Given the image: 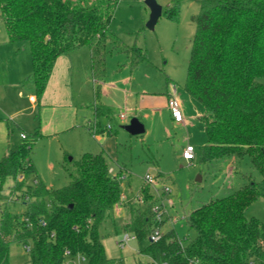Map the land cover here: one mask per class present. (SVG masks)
Listing matches in <instances>:
<instances>
[{"label":"trees","instance_id":"16d2710c","mask_svg":"<svg viewBox=\"0 0 264 264\" xmlns=\"http://www.w3.org/2000/svg\"><path fill=\"white\" fill-rule=\"evenodd\" d=\"M120 1L0 0L10 41L29 44L38 102L57 58L76 48L89 46L94 74H104L107 43L123 45L111 30ZM198 2L186 89L204 108L202 161L247 155L264 177V0ZM123 48L133 67L146 57L137 45ZM38 135L42 133L9 146L0 157V180L13 178L26 205L22 213L7 205L2 212L0 264H10L14 242L31 245L32 264H64L67 251L84 255L86 264H114L100 227L119 203L122 186L106 154L86 151L72 159L69 182L52 189L36 177L32 154ZM142 191L148 204L124 225L139 240L149 238L157 224L152 210L157 198L149 185ZM262 194L250 179L189 213L187 224L196 235L187 243L170 229L142 252L159 264H264V222L246 214Z\"/></svg>","mask_w":264,"mask_h":264},{"label":"rangeland","instance_id":"374dc122","mask_svg":"<svg viewBox=\"0 0 264 264\" xmlns=\"http://www.w3.org/2000/svg\"><path fill=\"white\" fill-rule=\"evenodd\" d=\"M157 1L163 6V13L154 29L147 26L151 10L145 0L120 1L111 22V30L122 39L123 45L107 43L106 69L104 74H98L96 77L98 80L113 79L125 69L135 77L134 88H147L156 92L157 97H168L171 87L175 86L176 95L184 102L183 108L188 123L177 124L171 110L163 108L162 105L158 107L156 116L151 115L155 121L153 124L147 122L144 133L131 134L123 125L131 121L134 113L116 107L111 117L102 118L111 121L114 126L108 136L113 140L110 139L109 143L106 144L107 136L100 142L89 131L88 137L80 130H72L50 136L38 135L32 154L37 168L36 177L52 189L60 188L69 182L68 172L74 168L72 159H78L86 151L98 153L100 149L105 148L104 152L110 168H113V174L118 173L122 167L119 174L128 175L129 181L120 180L125 202L118 203L100 227L106 253L114 260V264H159L142 252L150 242L149 238L139 240L135 237L122 245L126 232L133 234L124 229L129 216L131 213L137 214L139 209H145L148 204L133 202L134 197L140 193L146 199L142 185L147 173L164 176L163 179L157 176L159 180L154 184L145 182V185L154 188L150 190L157 201V195L162 193L157 191L158 187L166 184L171 188V193L164 196L165 220L162 228L164 231L175 229L184 243L196 235L187 224V216L193 209L211 199L232 193L250 179L258 182L263 194L249 206L246 214L248 217L256 216L264 222V177L253 166L249 156L236 160L225 157L212 162L202 161L207 142L204 108L186 89L188 65L196 31L193 16L200 11L199 2ZM124 45L142 47L146 53L145 59L133 67L129 54L124 51ZM14 48L16 54L9 50ZM30 64L32 66L28 42L16 44L10 41L4 17L0 13V94L7 96L4 101H0V157L5 155L9 146H15L16 143L18 145L26 139L21 135V128L28 133H25L28 138L40 132V116L38 112L31 113L32 104L28 100L31 88L34 89L31 75L23 80L21 94L12 86L17 74L27 69ZM114 99L117 100L116 97ZM96 102L95 93L89 105L94 109ZM7 111L25 113L18 116L22 126L19 127L15 121L9 119L10 116L4 115ZM122 112L127 114V123L120 119ZM34 121L37 122L36 125ZM96 143L99 150L96 149ZM189 144L196 148L194 160L184 159L183 152ZM230 164L236 169L233 167L230 170ZM233 170H237L233 173L234 178L229 174V171ZM34 177L30 179L32 184L36 181ZM15 185L13 178L0 180V225L6 205L16 213H22L25 209L26 205L20 197L21 192L15 189ZM170 198L173 204L169 202ZM30 259L31 255L25 244H11L10 264H32ZM81 264H86V261H81Z\"/></svg>","mask_w":264,"mask_h":264},{"label":"crops","instance_id":"0c3cea01","mask_svg":"<svg viewBox=\"0 0 264 264\" xmlns=\"http://www.w3.org/2000/svg\"><path fill=\"white\" fill-rule=\"evenodd\" d=\"M9 50H11L13 54H16L15 48ZM32 72L33 63L32 66L31 64L28 65L27 69L22 72L18 74L16 72L17 76L12 82V86L16 88V92L22 93L23 80L25 77H29ZM134 81L135 77L132 74H128L125 69H122L120 75L116 78L98 80L91 66V49L86 45L81 46L57 58L46 90L39 102L36 100L35 88H31L28 96V100L32 104L31 113L34 114L38 112L40 116L38 127H40L39 129L42 135L50 136L61 132L80 130L89 137L87 132L89 131L92 136L100 142L107 136V144L110 139L113 140V138H109L108 136H110L112 130H114V126L111 124V121L102 118L105 116L111 117L114 108H121V110L125 108L126 111L134 113V117L137 116L144 124L145 131L147 122L154 123L155 118L153 119L151 115H157L158 107L163 105V108L169 109L168 102L171 93H168V97H157L156 92L147 90V88H134ZM3 86H6V84ZM95 86L97 87L94 90ZM95 93L97 102L95 103L96 106L94 110L89 104L95 97ZM6 97L7 96H3L1 93L0 101H4ZM114 97H116L117 100H115ZM177 98L184 113V102L178 96ZM23 114L25 113L22 111L4 112V115L10 116L9 119L15 121L19 127L22 126L21 124L23 123L18 119V116H23ZM123 123H127V121L124 120ZM186 123H188V119H186L184 113V121L177 122V124ZM36 124L37 122L34 121V125ZM108 125H111V129H107ZM94 126H96L97 130L96 136L93 135ZM22 133L27 132L21 128V135ZM15 145H17V143ZM96 149H100L97 143ZM104 151H106L105 148L100 149V152ZM194 154L192 160L196 158V148ZM231 158L232 160H236L234 157ZM184 159L186 158L184 157ZM233 167L236 169L235 166ZM233 167L230 164V170H232ZM121 169L122 167L120 170ZM110 170L113 171V168H110ZM120 170L117 171L118 174ZM234 172L236 173L237 170L229 171V174H231L233 178L235 176L233 174ZM157 176L162 179L164 178L163 175L162 177L159 174ZM126 180L129 181L128 177ZM143 185H145V182ZM150 188L154 190L152 186ZM132 216L133 214L131 213L126 223L131 220Z\"/></svg>","mask_w":264,"mask_h":264},{"label":"built area","instance_id":"2783aa9c","mask_svg":"<svg viewBox=\"0 0 264 264\" xmlns=\"http://www.w3.org/2000/svg\"><path fill=\"white\" fill-rule=\"evenodd\" d=\"M176 94H177L176 87L172 86L171 87V94H170L168 106H169V109L171 110L172 116L175 119V121L182 122V121H184V113H183L182 107L180 105V102H179ZM119 116H120V119L122 121L126 120V118H127V114L125 112H122ZM93 128H94L93 135L96 136L97 135L96 126H94ZM107 129H111V125H108ZM22 137L26 138V134L22 133ZM194 151H195V147L193 145L189 144L187 146L185 152H184V157L187 160H192L194 158V155H195ZM110 171L113 174V171L112 170H110ZM113 175L115 177H117L119 180L127 179V175L126 174L115 173ZM144 178H145V182L150 183V184H154V183H156L159 180V178L157 176H153L150 173H147ZM157 191L158 192H162V193H161L160 196L157 195L159 200L152 207V210H153L154 215H155V221H156L157 224L154 226L152 232L149 235L150 241H158L163 235V231L164 230L162 228L163 224L161 225V222H163V220H165L163 218V214H164V208L163 207H164V202H165L164 196L169 195L172 190H171V188L168 185L165 184L162 187H158ZM124 202H125L124 197L121 196V199H120L119 203H124ZM133 202L134 203H138V202L143 203V202H146V199L140 193V195L137 194L134 197V201ZM169 202L171 204H173V200L172 199H169ZM135 237L136 236L134 234H130L129 232H126L125 238L122 240L123 241L122 245L124 246V244L126 242L130 241L131 239H133ZM25 247H26V250L28 252H30L31 245L30 244H26ZM78 260H79V262H78ZM81 261H87V258L84 255H82V254L74 255L70 251L66 252V259H65L64 264H81ZM191 264H200V263H199L198 260H193L191 262Z\"/></svg>","mask_w":264,"mask_h":264},{"label":"water","instance_id":"95a60500","mask_svg":"<svg viewBox=\"0 0 264 264\" xmlns=\"http://www.w3.org/2000/svg\"><path fill=\"white\" fill-rule=\"evenodd\" d=\"M145 2L151 10L147 26L154 29L163 13V6L157 0H145ZM123 128L131 134H142L145 132V126L137 116L133 117L129 123L123 125Z\"/></svg>","mask_w":264,"mask_h":264}]
</instances>
